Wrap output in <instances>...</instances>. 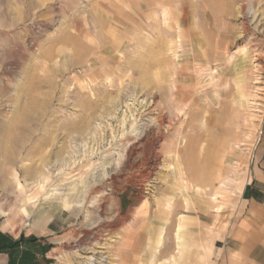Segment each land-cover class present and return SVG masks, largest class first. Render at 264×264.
I'll use <instances>...</instances> for the list:
<instances>
[{
  "label": "rangeland",
  "instance_id": "1",
  "mask_svg": "<svg viewBox=\"0 0 264 264\" xmlns=\"http://www.w3.org/2000/svg\"><path fill=\"white\" fill-rule=\"evenodd\" d=\"M263 148L264 0H0V264H205Z\"/></svg>",
  "mask_w": 264,
  "mask_h": 264
},
{
  "label": "crops",
  "instance_id": "2",
  "mask_svg": "<svg viewBox=\"0 0 264 264\" xmlns=\"http://www.w3.org/2000/svg\"><path fill=\"white\" fill-rule=\"evenodd\" d=\"M253 176L251 184L246 188V198H243L245 208H250L251 213L239 221L240 223L234 227L231 234L213 240L214 255L212 257H210L211 247L207 246L205 250L203 249L198 256L200 262L205 264H264V232L259 233V227L264 223V148L253 167ZM231 180L234 183L231 189L223 185L219 187L220 190L215 192L219 195L221 192H227L229 199L221 198L219 201L215 194L211 197L212 201L215 202L214 206L217 212H220L226 205L232 204L234 197L240 195L246 175H239ZM237 182L239 186L236 187ZM217 202L223 204L220 205ZM179 226L182 227V232L187 231L185 219L179 222L178 228ZM49 227L54 230V226L51 227V224ZM2 229L9 228H3L2 226ZM138 240L136 238V242ZM125 256L124 253L121 255V264H129L127 262L129 256H126L124 260ZM174 259L175 257L171 255L169 261H174Z\"/></svg>",
  "mask_w": 264,
  "mask_h": 264
},
{
  "label": "bare ground",
  "instance_id": "3",
  "mask_svg": "<svg viewBox=\"0 0 264 264\" xmlns=\"http://www.w3.org/2000/svg\"><path fill=\"white\" fill-rule=\"evenodd\" d=\"M12 160V159H11ZM11 172V175L13 176V178L19 183L20 185V181H19V178L17 176V173L14 169H11V171H9V173ZM46 182V179L44 177H39V180H38V185L41 189H43L44 187V183ZM18 210L17 212L12 215L10 217V222L11 224H16L17 221L19 219H22V217H29V215L32 213V206L30 207L29 205H27V203H24L22 205H18L17 206ZM4 212V211H3ZM34 214V213H33ZM32 214V215H33ZM39 220L34 222V224L36 225L37 223L38 224H43L44 220L46 219V217H44V215L40 218H38ZM178 244L180 246H183V241L179 240Z\"/></svg>",
  "mask_w": 264,
  "mask_h": 264
}]
</instances>
